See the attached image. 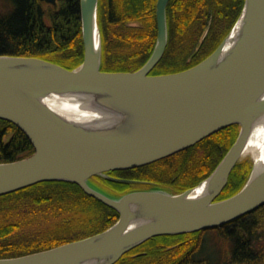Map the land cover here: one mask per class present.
<instances>
[{
	"label": "water",
	"instance_id": "95a60500",
	"mask_svg": "<svg viewBox=\"0 0 264 264\" xmlns=\"http://www.w3.org/2000/svg\"><path fill=\"white\" fill-rule=\"evenodd\" d=\"M42 1L56 6V0ZM168 1H156V42L135 71L101 69L98 0H79L83 59L76 67L0 55V118L21 129L34 148L27 157L0 162V195L43 181H69L118 212L101 232L0 257V264H114L149 238L218 227L264 204V166L257 169L253 160L242 187L216 200L264 117V0H244L228 34L195 65L151 75L168 41ZM52 94L88 97L105 120L85 125L68 119L45 102ZM231 124L239 125L232 145L205 179L182 192L150 188L112 196L90 180L170 156ZM199 186L203 192L192 196Z\"/></svg>",
	"mask_w": 264,
	"mask_h": 264
},
{
	"label": "trees",
	"instance_id": "16d2710c",
	"mask_svg": "<svg viewBox=\"0 0 264 264\" xmlns=\"http://www.w3.org/2000/svg\"><path fill=\"white\" fill-rule=\"evenodd\" d=\"M157 0H98L101 69L135 71L156 42ZM244 0H169L168 41L151 75L187 69L209 55L238 19ZM206 30L204 38L203 33ZM0 55L40 57L68 69L83 59L79 0H0ZM226 126L152 163L90 178L112 196L139 189L173 193L205 179L237 137ZM34 148L15 124L0 118V162ZM251 170L239 160L216 200L237 192ZM118 212L69 181H43L0 195V257L48 249L101 232ZM114 264H264V204L224 225L149 238Z\"/></svg>",
	"mask_w": 264,
	"mask_h": 264
},
{
	"label": "bare ground",
	"instance_id": "6f19581e",
	"mask_svg": "<svg viewBox=\"0 0 264 264\" xmlns=\"http://www.w3.org/2000/svg\"><path fill=\"white\" fill-rule=\"evenodd\" d=\"M233 37L234 35L232 34L227 39L225 49L232 43ZM45 102L66 118L81 124L92 125L105 120L104 114L102 115V113H98L90 108L91 101L88 97L52 94L45 99ZM246 154L253 158L257 169L264 166V117L253 126L243 151V155ZM203 190L202 186H199L191 192V195H199Z\"/></svg>",
	"mask_w": 264,
	"mask_h": 264
},
{
	"label": "rangeland",
	"instance_id": "374dc122",
	"mask_svg": "<svg viewBox=\"0 0 264 264\" xmlns=\"http://www.w3.org/2000/svg\"><path fill=\"white\" fill-rule=\"evenodd\" d=\"M99 26V25H98ZM100 30V29H99ZM241 159H248L250 162H251V168H252V160H253V158L250 156V155H248V154H246V155H243V157L241 158ZM251 171V170H250ZM250 174V173H249ZM249 176V175H248ZM248 178V177H247ZM247 180V179H246ZM245 183V182H244ZM165 189V188H164Z\"/></svg>",
	"mask_w": 264,
	"mask_h": 264
}]
</instances>
